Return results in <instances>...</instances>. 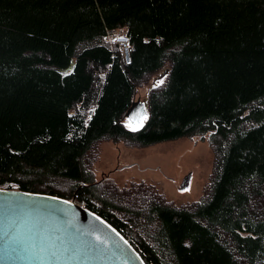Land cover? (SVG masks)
<instances>
[{"label":"trees","instance_id":"16d2710c","mask_svg":"<svg viewBox=\"0 0 264 264\" xmlns=\"http://www.w3.org/2000/svg\"><path fill=\"white\" fill-rule=\"evenodd\" d=\"M196 136L213 153L198 201L94 181L102 141ZM0 188L82 203L144 264H264V0H0Z\"/></svg>","mask_w":264,"mask_h":264},{"label":"water","instance_id":"95a60500","mask_svg":"<svg viewBox=\"0 0 264 264\" xmlns=\"http://www.w3.org/2000/svg\"><path fill=\"white\" fill-rule=\"evenodd\" d=\"M134 102L132 127L146 119ZM0 264H144L133 247L75 200L0 188Z\"/></svg>","mask_w":264,"mask_h":264},{"label":"rangeland","instance_id":"374dc122","mask_svg":"<svg viewBox=\"0 0 264 264\" xmlns=\"http://www.w3.org/2000/svg\"><path fill=\"white\" fill-rule=\"evenodd\" d=\"M167 68L157 71L137 89L134 102L146 105L149 89L164 81ZM96 152L91 166L95 183L111 181L122 188L143 182L153 185L176 206L198 201L212 173L213 153L205 137L180 138L142 148L102 141Z\"/></svg>","mask_w":264,"mask_h":264},{"label":"built area","instance_id":"2783aa9c","mask_svg":"<svg viewBox=\"0 0 264 264\" xmlns=\"http://www.w3.org/2000/svg\"><path fill=\"white\" fill-rule=\"evenodd\" d=\"M113 34L115 35L114 41L115 43H117L119 45V48L121 49L123 55H124V59L125 62H128V39L127 37H125L124 32H113ZM89 115L92 114V109L89 111L88 113Z\"/></svg>","mask_w":264,"mask_h":264},{"label":"snow or ice","instance_id":"6c2138e0","mask_svg":"<svg viewBox=\"0 0 264 264\" xmlns=\"http://www.w3.org/2000/svg\"><path fill=\"white\" fill-rule=\"evenodd\" d=\"M132 130H134V131H135V130H137V129H132Z\"/></svg>","mask_w":264,"mask_h":264}]
</instances>
